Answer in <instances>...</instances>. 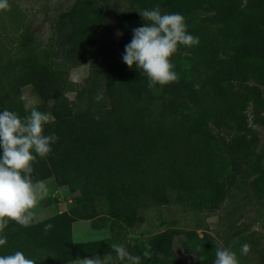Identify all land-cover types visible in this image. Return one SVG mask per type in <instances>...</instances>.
I'll list each match as a JSON object with an SVG mask.
<instances>
[{
  "label": "trees",
  "instance_id": "trees-1",
  "mask_svg": "<svg viewBox=\"0 0 264 264\" xmlns=\"http://www.w3.org/2000/svg\"><path fill=\"white\" fill-rule=\"evenodd\" d=\"M126 2L130 12L158 4L162 13L182 14L199 44L178 48L171 60L179 81L165 86L149 87L142 70L129 68L122 58L111 62L105 70L110 103L103 106L79 102L66 71L39 55V42L22 12L0 10V28H12L3 37L0 33V112L29 115L21 90L28 87L37 109L54 119L44 134L59 138L47 157L37 156L33 181L50 179L54 187L76 192L72 206L28 227L15 222L12 228L10 221L0 234L7 236L0 255L21 251L36 264L115 257L109 238L73 241L71 223L102 213L113 224L132 228L140 213L167 204L171 191L215 202L222 183L232 181L236 158L253 153L258 139L246 109L252 104L255 116L264 110V0ZM68 91L75 92L73 99ZM46 224L53 225L48 232ZM145 243L151 245L150 258L142 255ZM117 244L141 255V264L182 263L172 251L168 228L139 231ZM185 245L195 250L190 237Z\"/></svg>",
  "mask_w": 264,
  "mask_h": 264
},
{
  "label": "rangeland",
  "instance_id": "rangeland-1",
  "mask_svg": "<svg viewBox=\"0 0 264 264\" xmlns=\"http://www.w3.org/2000/svg\"><path fill=\"white\" fill-rule=\"evenodd\" d=\"M30 24L39 42V55L54 68L65 70L67 78L78 91L82 104L109 105L105 94V70L113 61H119L126 42L132 38V30L146 21L139 12H130L126 0H9ZM4 15V14H2ZM4 20H0L2 26ZM11 27L0 28L3 36ZM119 31L120 35H117ZM76 34V38L72 35ZM252 84V82H248ZM26 103L35 102L28 87H22ZM264 98V85L260 86ZM98 94L102 98L95 99ZM69 99L74 91L66 92ZM247 123L256 133L257 144L251 156L237 157L231 169V183L223 182L220 197L208 203L198 199H185L177 192H169L167 204L140 213L132 228L115 225L110 219L97 213L91 219L77 220L74 234L87 229L93 235L87 240L109 238L113 243L125 242L139 231L155 232L166 228L171 232V247L180 264L195 261L214 264L215 252L225 247L236 253L239 264H262L264 259V110L257 116L252 104L246 109ZM261 118V119H260ZM217 136L228 135L220 130ZM47 184L49 181H46ZM38 200L34 220H40L53 212L72 206L73 196L66 187H57ZM50 194V195H49ZM16 223L12 228H16ZM78 230V231H77ZM77 234V233H76ZM78 235V234H77ZM191 238L195 250L185 245ZM250 245L244 253L242 246ZM106 254L100 257L106 258ZM96 257V256H95ZM94 258V257H93ZM62 264H78V261ZM120 264H128L123 261Z\"/></svg>",
  "mask_w": 264,
  "mask_h": 264
},
{
  "label": "clouds",
  "instance_id": "clouds-1",
  "mask_svg": "<svg viewBox=\"0 0 264 264\" xmlns=\"http://www.w3.org/2000/svg\"><path fill=\"white\" fill-rule=\"evenodd\" d=\"M9 0H0V10H10ZM146 21L143 26L132 30L131 41L125 45L123 62L132 68L142 70L147 76L149 87L159 84L165 86L179 81L175 64L171 60L178 48L193 47L199 44V38L187 31L185 17L180 13H162L157 4L151 10L139 12ZM117 35H120L119 31ZM102 94L95 97L100 100ZM25 110L30 114L21 118L15 111L4 109L0 112V234L10 221L28 227L33 223L34 211L38 200L48 194V184L44 180L33 181L32 165L37 156L47 157L52 145L59 139L55 133L44 134V126L53 123V117L37 109L35 102L26 103ZM97 120L99 116L95 117ZM7 217V219H6ZM46 224L44 231L52 229ZM7 243V236L0 235V246ZM115 257L107 254L104 260L99 257L78 258V264H115L127 261L128 264H141V255H134L123 244L110 245ZM143 256L150 258L151 245L145 243ZM242 251H250V245L244 244ZM163 259V257H160ZM36 260L27 258L21 251L11 255H0V264H36ZM214 264H239L236 253L225 247L215 252Z\"/></svg>",
  "mask_w": 264,
  "mask_h": 264
},
{
  "label": "crops",
  "instance_id": "crops-1",
  "mask_svg": "<svg viewBox=\"0 0 264 264\" xmlns=\"http://www.w3.org/2000/svg\"><path fill=\"white\" fill-rule=\"evenodd\" d=\"M48 181H49V183H48V187H49V189L51 190V193H53L54 191H55V188H57V187H54L53 185H52V183H51V181H50V179H47ZM47 180H45V181H47ZM50 193V194H51ZM49 194V195H50ZM53 213H55V212H53ZM52 213V214H53ZM51 215V214H50ZM49 216V215H48ZM47 217V216H46ZM43 218H45V217H43ZM42 218V219H43ZM34 220V219H33ZM78 220H83V219H78ZM77 222V220H75V221H73L72 223H71V238H72V240L73 241H77V242H79V241H86L87 239H85V238H87V236L88 235H93L92 234V232H91V229H90V231L89 230H87V229H84V230H82L81 232H76V230H75V234H74V223H76ZM78 231V230H77ZM78 235H77V234ZM93 257H95V256H88L87 258H93ZM86 258V257H85ZM67 263V262H66Z\"/></svg>",
  "mask_w": 264,
  "mask_h": 264
}]
</instances>
